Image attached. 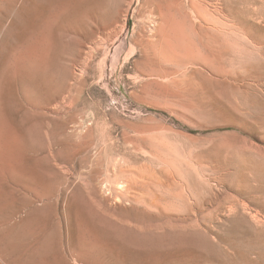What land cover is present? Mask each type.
Returning <instances> with one entry per match:
<instances>
[{
  "label": "rangeland",
  "instance_id": "374dc122",
  "mask_svg": "<svg viewBox=\"0 0 264 264\" xmlns=\"http://www.w3.org/2000/svg\"><path fill=\"white\" fill-rule=\"evenodd\" d=\"M182 1L179 10L173 0H0V264L257 258L264 0ZM116 165L139 179L115 175ZM82 185H94L108 218L130 207L140 186L152 204L137 206L164 243L80 247V222L102 232L89 224ZM157 194L167 199L156 206Z\"/></svg>",
  "mask_w": 264,
  "mask_h": 264
},
{
  "label": "bare ground",
  "instance_id": "6f19581e",
  "mask_svg": "<svg viewBox=\"0 0 264 264\" xmlns=\"http://www.w3.org/2000/svg\"><path fill=\"white\" fill-rule=\"evenodd\" d=\"M242 2H246V3H249V4H255L257 2V0H242ZM173 4L179 9L181 10L182 6H183V1L182 0H173ZM242 12H244V14H247V13H250L251 15H257L259 14V8H255L253 9L252 11H249V10H242ZM243 14V13H242ZM2 18V17H1ZM8 19V18H7ZM48 22V21H47ZM162 23V22H161ZM243 25V24H242ZM12 26V25H11ZM159 31H161V29H158ZM166 30V29H165ZM242 32V30H241ZM33 35V34H31ZM43 35V34H42ZM35 36V34H34ZM165 37V36H164ZM24 38V37H23ZM6 39V38H5ZM27 39V38H26ZM26 41V40H25ZM46 41V40H45ZM32 42V41H31ZM40 42V41H39ZM2 43V42H1ZM169 43V42H168ZM27 44V43H26ZM181 47V46H180ZM31 49V48H29ZM185 49V48H184ZM38 51V50H37ZM31 53V52H30ZM34 54V53H33ZM23 55V54H22ZM30 55V54H29ZM13 56V55H12ZM32 56V55H31ZM25 57V56H24ZM29 57V56H28ZM31 60V59H30ZM29 60V61H30ZM111 167V166H110ZM12 169V168H11ZM113 169V173L116 175V173L118 174H121V177H123L124 179V176L126 177L125 178V181L128 180L132 183H134V180H138L139 178L133 176V172L131 173L130 175V178L128 177V174L125 173V169H122V167H118L117 165L116 166H113L112 167ZM109 170V169H108ZM13 171V170H12ZM141 174V173H140ZM111 175V174H110ZM113 175V174H112ZM145 176V174H143ZM141 177V176H140ZM143 177V176H142ZM24 178V177H23ZM115 178V176H114ZM142 179V178H140ZM27 180V179H26ZM62 180V179H61ZM143 180V179H142ZM113 181V180H112ZM118 181V180H117ZM120 181H118L117 183H119ZM143 182V181H142ZM146 183V181H144ZM60 183V182H59ZM116 183V182H115ZM58 184V183H57ZM105 184V183H104ZM137 184V183H136ZM56 185V184H55ZM62 185V184H61ZM128 185V183H127ZM140 185V184H139ZM49 186V185H48ZM58 186V185H57ZM60 186V184H59ZM90 186V187H89ZM94 186V185H93ZM91 186V185H82V187H78L79 189L83 190L82 188H84V191H85V194L88 196V200H86V206L89 208V212L91 213V217L89 220V224L90 225H101L102 227V232L100 234H95V233H92L91 231H89L88 229V225L86 224L87 220H85V223L84 222H80L78 225L80 227V231H79V236H71L72 234V229L75 230V228L72 227H69L72 231L70 232V230H68L71 234L70 237L73 238V237H77V242H79V245L81 247V245L83 247H86L87 248H93L97 245H104L103 243H108V242H112V243H115L119 246H122V247H130V248H140L142 250H146V251H149V249L151 248H156V247H160L162 245V243H164V241L166 240L167 238V235L165 233H163L162 231L159 230V228H149L148 226V222H146V220H148L150 218V215L148 214V211H146L145 209H140L138 206L141 203H145L144 205H147L150 206L152 203L148 200V197L146 196V194L144 193V191L142 189H136V191L138 192V195L136 196L135 194H133L132 196H130L128 198V200H130V202L132 204H130V207H126L127 209H125L124 211L121 210L120 212L123 214V213H131L133 217H135V221L136 222H131L130 219H126V217H123V215L121 214L120 216H117L119 214H116L115 216L111 217V218H108V217H104L102 215H100L97 211V207H95V203L96 201H94V198L92 196V194L96 193V190L94 189V187ZM21 187V186H20ZM136 187H138L136 185ZM55 188V187H53ZM77 188V189H78ZM98 188V187H97ZM109 188V187H108ZM126 188V186H125ZM133 189V186L130 185L128 187V190H132ZM145 189V188H144ZM149 189V188H148ZM49 190V189H48ZM81 190H79L81 192ZM50 191V190H49ZM113 191V190H112ZM126 191V189H125ZM148 191V190H147ZM79 192V193H80ZM27 193V192H26ZM44 194V193H43ZM57 194V193H56ZM60 194V193H59ZM82 194V193H81ZM155 194V193H154ZM4 195V194H3ZM64 195V194H63ZM74 195V194H73ZM72 195V197H73ZM127 195V194H125ZM85 196V195H84ZM123 196V195H122ZM129 196V195H128ZM158 196V194H157ZM156 196V197H157ZM181 197V196H179ZM5 198V197H4ZM49 198V197H48ZM53 198V197H52ZM126 198V197H125ZM2 199V197H1ZM95 199H98V198H95ZM106 199V198H105ZM166 196L161 194L160 196H158L155 200H153V204H155L156 206L157 205H160L161 203L165 202L166 200ZM184 198L182 197V200ZM20 200V199H19ZM55 201V200H54ZM107 201V199L105 200ZM41 202V201H40ZM134 202V203H133ZM185 202V201H184ZM37 204V203H36ZM186 204V203H184ZM188 204V203H187ZM9 205V204H8ZM55 205V204H54ZM85 205V204H84ZM138 205V206H137ZM143 205V206H144ZM38 206V204H37ZM57 206V205H55ZM26 207V206H25ZM82 207V206H81ZM145 207V206H144ZM186 207V206H185ZM101 207H99L100 209ZM122 208V207H121ZM102 209V208H101ZM123 209V208H122ZM3 210V209H2ZM6 210H7V207H6ZM5 210V211H6ZM184 210V209H183ZM15 211V210H14ZM9 212V210L7 211ZM18 212V211H16ZM150 212V211H149ZM5 214H8V213H5ZM26 215V214H25ZM62 215V214H61ZM67 215V214H66ZM71 215V214H70ZM11 216V215H10ZM88 216V215H87ZM109 216V214H108ZM111 216V214H110ZM109 216V217H110ZM57 217V216H56ZM83 217V216H82ZM81 217V218H82ZM9 218V217H8ZM77 218V217H76ZM74 218V219H76ZM13 219V218H12ZM73 219V218H72ZM86 219V216L85 218H83V220ZM18 220V219H17ZM16 220V221H17ZM65 220V219H64ZM78 220V218L76 219ZM5 221V220H4ZM22 221V220H21ZM45 221V220H44ZM68 221V218L67 220H65V222ZM70 221V219H69ZM81 221V220H80ZM63 222V221H60V223ZM151 222V221H150ZM31 223V222H30ZM55 223V222H54ZM57 223V222H56ZM59 223V222H58ZM59 223V224H60ZM11 224V223H10ZM20 224V222H19ZM28 223H26L25 226H27ZM75 224V223H74ZM77 224V223H76ZM5 225V224H4ZM68 226H70L71 224L68 222L67 224ZM152 225V224H151ZM156 225V224H155ZM10 226V225H9ZM62 226V225H60ZM65 226V225H64ZM72 226V225H71ZM67 227V226H66ZM5 228V227H4ZM4 228H3V231H4ZM12 228V227H11ZM54 228L56 229L57 227L54 226ZM59 228V227H58ZM78 228V227H76ZM91 228V227H89ZM193 228V227H192ZM38 229V228H37ZM44 229V228H43ZM68 229V228H67ZM79 229V228H78ZM161 229V228H160ZM184 229V228H183ZM10 230V229H9ZM54 231V230H53ZM56 231V230H55ZM78 231V230H76ZM76 231H74V233L76 234ZM93 231V230H92ZM9 232V231H8ZM177 232V231H176ZM175 232V233H176ZM42 233V231H41ZM45 233V232H44ZM60 234V233H59ZM74 234V235H75ZM177 234V233H176ZM176 234H170L169 235V238H174L175 236H177ZM262 234V233H261ZM1 235V234H0ZM12 235V234H11ZM78 235V233H77ZM98 235H101V236H98ZM193 235V234H192ZM182 236V235H181ZM180 237V236H179ZM250 237V236H249ZM260 237V236H259ZM258 237V239H259ZM34 238V237H32ZM38 238V237H37ZM71 238H69L68 236V239L70 240V242L74 239L71 240ZM263 238V237H262ZM36 239V238H35ZM181 239V238H180ZM261 239V238H260ZM176 239H174L175 241ZM254 243H257L258 247H259V253H258V256L255 260H245L244 262H236V261H230L228 264H264V241H260V240H257V239H252ZM264 240V239H263ZM33 241V240H32ZM35 241V240H34ZM39 241V239H38ZM67 242V241H66ZM69 242V241H68ZM248 242V241H247ZM251 242V240H250ZM38 243V242H37ZM73 243V242H71ZM176 243V242H175ZM253 243V244H254ZM77 244V245H75ZM74 245L75 246H79L78 243H75ZM110 244V243H109ZM35 245V243H34ZM72 245V244H71ZM107 245V244H106ZM105 245V246H106ZM232 245V244H231ZM33 246V245H32ZM69 246V245H68ZM71 247V246H70ZM80 247H77L80 248ZM99 247V246H98ZM107 247V246H106ZM105 247V248H106ZM117 247V246H115ZM52 248V247H51ZM117 248H121V247H117ZM41 249V248H40ZM64 249V248H63ZM73 249V248H71ZM76 249V250H77ZM235 249V248H234ZM30 250V249H29ZM84 251V248L81 249ZM95 250V249H94ZM93 250V251H94ZM104 250V249H103ZM124 250V248H123ZM128 250V249H127ZM131 250V249H130ZM49 251V250H48ZM82 251V252H83ZM92 251V252H93ZM102 251V250H101ZM126 251V250H125ZM85 252V251H84ZM132 252V250H131ZM141 252V251H140ZM247 252V251H246ZM48 253V252H47ZM94 253V252H93ZM103 253V251L101 252ZM128 253V252H127ZM130 253V252H129ZM249 253V252H248ZM247 253V255H248ZM38 254V253H37ZM82 254V253H81ZM98 254V253H96ZM141 254V253H139ZM143 254V253H142ZM210 254V253H209ZM240 254V253H239ZM245 254V253H244ZM73 255V254H72ZM71 255V256H72ZM85 255V253H84ZM100 255H103V254H100ZM57 256V255H56ZM70 256V257H71ZM77 256V255H76ZM80 256V255H78ZM104 256V255H103ZM129 256V255H128ZM131 256V255H130ZM242 256V255H241ZM42 257V256H41ZM68 257V256H67ZM97 257V256H96ZM134 257V256H133ZM164 257V256H163ZM92 258H95L92 257ZM242 258V257H241ZM248 258V257H247ZM79 259V257L77 258ZM86 259V258H85ZM245 259V257H244ZM60 260V259H59ZM84 261V260H83ZM47 262V261H46ZM42 264V263H41ZM74 264V263H73ZM86 264V263H85ZM140 264V263H139ZM172 264V263H171Z\"/></svg>",
  "mask_w": 264,
  "mask_h": 264
}]
</instances>
